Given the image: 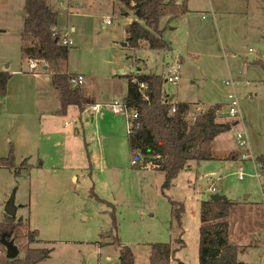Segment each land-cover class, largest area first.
Wrapping results in <instances>:
<instances>
[{"label":"rangeland","instance_id":"obj_1","mask_svg":"<svg viewBox=\"0 0 264 264\" xmlns=\"http://www.w3.org/2000/svg\"><path fill=\"white\" fill-rule=\"evenodd\" d=\"M176 1L191 10L170 21L162 16L159 28L168 48L151 49L126 45V20L134 17L129 10L122 14L118 0H48L57 12L56 27L74 29L66 69L82 74L92 100L122 98L130 74L164 78L175 69L177 83L165 81L163 89L168 102L189 103L188 119L219 103L216 120L238 122L217 140V151L238 150L235 132H245L247 158L240 159L238 150L236 158L229 152V159L201 161L162 189L158 170L130 166L123 113L105 105L92 111L89 104L56 112V89L33 76L20 53L24 0H0V69L11 73L0 99V158L11 147L14 156L13 168L0 166V220L12 195L22 230L37 231L27 245L52 248L39 264H118L114 236L131 248L134 264H149L151 243L177 247L180 236L184 245L170 264H198L199 204L213 194L211 187L233 203L228 238L238 247L239 262L264 264V70L248 66L264 60V3ZM229 92L238 99L234 116L227 113ZM170 200L182 205L180 224Z\"/></svg>","mask_w":264,"mask_h":264},{"label":"trees","instance_id":"obj_2","mask_svg":"<svg viewBox=\"0 0 264 264\" xmlns=\"http://www.w3.org/2000/svg\"><path fill=\"white\" fill-rule=\"evenodd\" d=\"M123 5V13L132 12L133 19L125 24L126 45L131 48L146 43L151 49H166L168 44L161 37L159 21L162 16L167 20L176 19L185 14L186 1L176 0H118ZM24 19L19 32L20 53L22 58H33L43 62L52 86L57 91L58 112L64 114L69 105H75L82 111L91 99L81 94L79 86H72L69 77L73 74L66 69L68 47L60 45L58 39L51 35V28L57 24V12L48 6V0H24ZM253 65L264 70V60H256ZM10 73L0 70V99L6 94ZM146 84L144 94L138 84ZM162 74L137 73L128 75L126 91L122 100L129 109L137 112L133 126L127 130L126 139L132 168H143L148 164L151 169L163 173L162 189H168L172 179L190 161L212 160L213 140L223 132L230 130L233 121H216V111L221 106L216 103L206 111L197 113L192 119L187 102H168L163 89ZM174 111H170L171 107ZM10 148L6 157L0 158V166L13 168L14 156ZM261 157H257L259 160ZM264 161V158H262ZM14 170V174H18ZM104 201V200H103ZM172 214L178 224L182 205L170 200ZM232 202L227 199L200 201L198 229V264H238V247L229 242L227 218L231 212ZM112 213V212H111ZM112 226L116 227L112 215ZM21 228V219L15 215L4 214L0 220V239L4 235L15 245L23 249L21 257L6 258L0 243V264H39L50 257L52 248L29 247L28 242L36 239L37 231ZM24 233H23V232ZM20 240L25 243L20 245ZM113 242L119 245L118 264H134L131 248L121 245L114 236ZM177 247L169 242L150 244L149 264H170L176 251L184 245L180 236L175 239ZM177 264H185L178 261Z\"/></svg>","mask_w":264,"mask_h":264},{"label":"built area","instance_id":"obj_3","mask_svg":"<svg viewBox=\"0 0 264 264\" xmlns=\"http://www.w3.org/2000/svg\"><path fill=\"white\" fill-rule=\"evenodd\" d=\"M110 21L108 19L104 20V24H109ZM74 31L73 27L65 28V29H59L56 26H53L51 28V35L55 36L58 39V43L63 46H71L73 45V41L71 39V34ZM43 62L37 61L33 58H28L27 59V68L30 72H38L40 69H43ZM178 73L175 71V69H172L171 72H169L165 77L164 81L176 84L178 81ZM84 78L81 74H72L69 77V83L72 86H79L81 83H83ZM225 83L228 85L230 84V81L226 80ZM139 90L144 94V91L146 89V84L143 82L138 84ZM227 113L229 116H234L235 113L237 112L236 106L238 103L237 97L231 92L227 93ZM102 105H105L112 113L117 114V113H123L126 119V124H127V130H129L133 126V120L137 117V112L133 109L127 108V106L124 104L122 98H114L109 100L108 102L104 104L100 103H94L91 105V110L92 111H98L100 108H102ZM170 111H174V107L172 106ZM234 142L236 148L239 150V158L240 159H245L248 157V154L246 151L248 150V141L246 134L243 130H238L235 132L234 136ZM240 177V176H239ZM215 188L211 187L210 191L212 193L215 192ZM263 262H264V257H263Z\"/></svg>","mask_w":264,"mask_h":264},{"label":"crops","instance_id":"obj_4","mask_svg":"<svg viewBox=\"0 0 264 264\" xmlns=\"http://www.w3.org/2000/svg\"><path fill=\"white\" fill-rule=\"evenodd\" d=\"M259 2H262V3H264V0H258ZM208 3L211 5V3H210V0H208ZM189 4V3H188ZM188 6V5H187ZM189 9V8H188ZM189 10H191V9H189ZM211 10V9H210ZM181 16H179L178 17V19L180 18ZM129 20H131L130 18L129 19H127L126 21H129ZM172 29V28H171ZM20 31H21V29H20ZM19 31V32H20ZM19 36V35H18ZM19 38V37H18ZM19 41H20V39H19ZM19 48H20V46H19ZM25 59H27V58H25ZM250 65H248V66H256V65H253L252 63H249ZM7 63L6 64H4V66H6L7 67ZM259 67V66H258ZM3 69V68H2ZM2 69H0V70H2ZM43 70H45V69H43ZM7 71V70H6ZM29 71V70H28ZM17 72V71H16ZM30 72V71H29ZM10 73V72H9ZM33 76H35L36 78H39V79H42L43 81H47V82H49L50 81V79H49V75H48V73L45 71V74H43V73H40V71H38V72H36V73H34V72H30ZM10 75H11V73H10ZM82 75V74H81ZM83 84H84V81H83V83H81L80 85H79V89H80V92H81V94L83 95V96H85V97H88L89 99H91L92 98V95H93V92L91 91V90H88V89H85V88H83ZM57 98H58V96H57ZM109 100H107L106 102H108ZM106 102H99L98 100H92L91 99V102L89 103V105H90V108H91V105L92 104H94V103H106ZM88 105V104H87ZM68 108V107H67ZM67 108H66V111H67ZM58 109H59V100H58V107H57V109H56V112L58 113V114H62V113H60V112H58ZM79 110V109H78ZM66 111H65V113H66ZM80 111V110H79ZM64 113V114H65ZM125 117V116H124ZM217 119V118H216ZM242 120V119H241ZM216 121H218V120H216ZM226 121H230V120H226ZM125 122H126V119H125ZM218 122H221V121H218ZM67 123H69V122H65V124H67ZM238 122L235 120V121H233V124H237ZM232 124V125H233ZM127 125V124H126ZM231 129V128H230ZM243 130V129H242ZM229 132V130L228 131H226V132H223V133H220V134H218L215 138H214V140H213V144H212V148H213V154H214V156L216 157L215 159H212V160H218V161H220V160H222V159H229V158H227V154L229 153V152H231V156H230V158H236L237 156H238V150H236V149H234L233 147H231L230 149L228 148V149H226V150H221L220 152L219 151H217V149H216V142H217V140H219L220 138H222L221 136H225L227 133ZM223 134V135H222ZM123 140L125 141V143H126V146H127V139H126V135L123 137ZM233 151V152H232ZM127 152H128V146H127ZM227 153V154H226ZM128 158H129V161H130V156H129V152H128ZM201 161H199V162H195V161H190L189 162V166L188 167H185V168H183L181 171H187V170H191V168L194 166V165H198L199 163H200ZM130 166H131V163H130ZM142 169H145V170H149V171H157V170H155V169H151L150 167H149V165H147L146 167H143ZM180 171V172H181ZM157 172H159V173H162V172H160V171H157ZM180 172L178 173V175L180 174ZM177 175V176H178ZM162 176H163V173H162ZM162 180H163V177H161L160 176V181H161V183H162ZM216 191V190H215ZM213 194H217V193H213ZM226 198V197H225ZM240 253L238 252V255H237V259H238V261H239V258H240ZM41 263V262H40Z\"/></svg>","mask_w":264,"mask_h":264},{"label":"water","instance_id":"obj_5","mask_svg":"<svg viewBox=\"0 0 264 264\" xmlns=\"http://www.w3.org/2000/svg\"><path fill=\"white\" fill-rule=\"evenodd\" d=\"M124 45V44H123ZM46 69V66L43 67ZM213 200H218V199H226L225 196L220 195V194H211L210 197ZM5 213L8 215H15V208L13 206V196L11 195L5 205ZM0 243L4 247L5 251V256L6 258H15L18 255V248L17 246L13 243L12 240L6 239L4 235L1 236ZM238 264H244L242 262H239Z\"/></svg>","mask_w":264,"mask_h":264}]
</instances>
